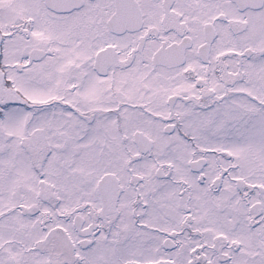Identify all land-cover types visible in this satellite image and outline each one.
Segmentation results:
<instances>
[{
  "label": "snow or ice",
  "instance_id": "obj_1",
  "mask_svg": "<svg viewBox=\"0 0 264 264\" xmlns=\"http://www.w3.org/2000/svg\"><path fill=\"white\" fill-rule=\"evenodd\" d=\"M0 264H264V0H0Z\"/></svg>",
  "mask_w": 264,
  "mask_h": 264
}]
</instances>
